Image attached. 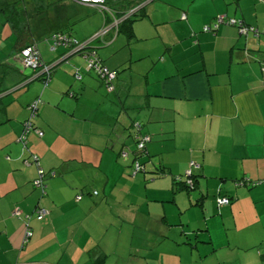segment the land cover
<instances>
[{
    "label": "crops",
    "instance_id": "obj_1",
    "mask_svg": "<svg viewBox=\"0 0 264 264\" xmlns=\"http://www.w3.org/2000/svg\"><path fill=\"white\" fill-rule=\"evenodd\" d=\"M51 1L0 0V264H264V0H143L145 15L125 37L145 26L163 50L97 54L116 72L108 90L81 54L53 67L47 86L23 80L31 71L18 69L11 10L47 64L66 48L46 37L72 24L67 4L59 23ZM217 15L258 33L225 23L204 31ZM92 21L93 33L105 24L101 14ZM108 33L104 45L118 34ZM36 98L42 135L32 130L24 142ZM131 121L151 136L134 177ZM191 162L187 192L173 176ZM38 165L45 195L32 184ZM39 207L48 211L40 220Z\"/></svg>",
    "mask_w": 264,
    "mask_h": 264
},
{
    "label": "trees",
    "instance_id": "obj_2",
    "mask_svg": "<svg viewBox=\"0 0 264 264\" xmlns=\"http://www.w3.org/2000/svg\"><path fill=\"white\" fill-rule=\"evenodd\" d=\"M143 0H123V1H118V2H107L108 6H109V10H111L113 13H114V16L115 18H121L123 17L126 13L129 12V10H131L133 7H135L138 3L142 2ZM49 5H52L53 6V9H54V14L56 16V18L58 19L59 23H62L61 20H63L65 17H66V12H67V8H66V4L61 1V0H52ZM48 8V7H47ZM97 9V8H96ZM99 11V9H97ZM15 12H17L16 10L12 11L11 10V14H13L15 16V18L13 17V20H14V29L17 33V37H18V40H17V49L19 50L18 52V56L21 57V60H23V57L21 56V50L26 48L27 46H30V45H34L35 48H36V56H37V63H41V58H40V55H39V51H38V47H37V44H36V40L34 39H30V40H27V41H24L22 40L21 38L27 36L26 35V31L27 30H23L24 28H26L25 26L23 27V24L19 21L20 19L18 18V16H16ZM101 12L102 16H103V19L105 20V24L104 26L108 25V24H111V20H113L112 18V15L109 13L108 10H104V11H99ZM145 15V10H144V6H139L136 10H134L130 15H128L127 17L125 18H122L120 20V22L117 24V26L115 27H112L111 30L107 31L105 33V35L107 36L109 33L108 32H112V34H114L115 32L116 33H119V32H122L125 34V36H127V38H133L134 37V33H133V28H132V23L143 17ZM12 17V16H11ZM61 21V22H60ZM72 26V24H68V25H62L57 27L56 29L52 30L50 32V34L46 37L47 40L50 41L51 43V46H52V42H53V39H52V36L56 33L58 34H63V35H66L72 39H75V37L71 34V29L70 27ZM103 27L100 28V30L102 29ZM25 31V32H24ZM25 33V34H24ZM104 35V36H105ZM99 40L101 42H106V40H104L105 37L103 36H98ZM97 38V37H95ZM94 38V39H95ZM112 38V37H111ZM110 39V38H109ZM77 42H83L82 40H77L75 39ZM92 40H88V43H87V47L88 48H85L83 50H81V52H79V54L81 55H87V58H90V56L94 55V57L96 58L97 62H99V64H101L102 66H105L102 62H101V59L99 57H97V51H96V47L91 43ZM19 44V45H18ZM72 45H70L71 47ZM58 47H63L66 51L70 50L71 48L70 47H67L66 45H58L56 46L55 48H58ZM54 48V49H55ZM59 57V56H57ZM56 59V58H55ZM48 64V63H47ZM46 64V65H47ZM106 67V66H105ZM30 69V73L29 75H24L23 77V80L24 79H27L31 76H33L34 78H37L39 80H41L42 83L46 84L47 86V83L48 81L50 80V77L52 75V72L54 71V68H51L50 70H48L47 72H40L41 71V68L42 67H39V66H36L35 68H32V67H27ZM25 68V65H24V61H22L19 65V70L20 72H24V74H26L27 72H25V70L27 69ZM107 68V67H106ZM108 69V68H107ZM87 70L89 71H94L95 70L92 68V69H88ZM109 70V69H108ZM109 71H112L115 73V76L110 79V80H106V78L104 79L103 77H101L100 75H98L96 72V74L98 75L99 77V81H101L106 89L108 90V87H114V78L116 77V72L113 71V70H109ZM41 73V74H38V73ZM45 86V85H44ZM115 89V87H114ZM6 89H0V94H2L3 91H5ZM1 97H0V111L3 109L4 105L3 103L1 104ZM35 104V106H33L32 104ZM41 103V100L40 98H36L34 99L33 101H31L28 105H27V108L29 109V116L27 117V119L23 122V131L21 132V134L19 135V139L23 140L24 142H26V137H27V134L30 132V131H34L36 132L37 135L41 136L42 135V131L37 128L35 125H34V122L33 120L35 119V117L37 116L38 114V107H39V104ZM1 122V120H0ZM135 121H131V123L129 124V126H131V128H133V126L136 128L135 131L137 134L134 136L135 138V148L133 149V154H134V160H133V163H132V167H131V170H130V175L132 177H134L138 172H136V174L133 176L132 175V171L134 169V163L135 161H139L138 158L144 153L145 149H146V144L148 142H150L151 140V136L147 133H139L140 131V123L137 122L134 124ZM148 136V140L144 142V145H143V148H137L138 147V143L143 139L144 136ZM33 161H35V163L39 164L38 163V158L36 156V154H33ZM140 162V161H139ZM141 166H142V170L141 171H144V166L143 164L140 162ZM40 165V164H39ZM38 165V166H39ZM195 166V163L194 162H191L190 165H189V170L188 173L189 174H182L185 176V179L183 180L184 176L182 177V175H179V176H173V182L174 184H177L179 182H184L183 183V187L186 188L187 192H190L191 190H193L195 188V185H196V178L193 177L194 175L190 172L192 170V168H194ZM39 169L43 170V168H41L40 166L38 167V171ZM166 172V169L165 167L162 165L160 170L156 173H158L159 175L161 174H165ZM38 175L35 179H33L32 181V184L34 187L38 188L41 192L42 195H45L46 194V185L44 183V177H45V174L46 172L43 170V174H42V177H41V180H40V183H35V181L37 180L38 176H39V172H37ZM51 173H54V172H51ZM251 183V182H249ZM236 184H239L238 182H236ZM182 186H174V191H177L178 189H181ZM222 198V197H218L217 198V203H218V200ZM224 198L227 199V202L224 203V204H229L230 202V198L228 196H224ZM224 204H219L218 205H224ZM45 210L46 211V214L48 213L47 209L43 208V207H39L38 210H36L35 212V217L37 218V213L39 212V210ZM45 214V215H46ZM44 215V216H45ZM31 215H26V223L28 222V217H30ZM43 216V217H44ZM40 220V219H39ZM26 231H30V227H29V223H27V226H26ZM28 239V237L25 239V242L26 240Z\"/></svg>",
    "mask_w": 264,
    "mask_h": 264
},
{
    "label": "built area",
    "instance_id": "obj_3",
    "mask_svg": "<svg viewBox=\"0 0 264 264\" xmlns=\"http://www.w3.org/2000/svg\"><path fill=\"white\" fill-rule=\"evenodd\" d=\"M81 4H85V5H90V6H94L97 9H99V11H104V10H108L109 13L112 15L113 20H111V24H108L106 26H103V28L101 30L98 31V33L95 35V37L98 36H103L105 35V33L107 31H109V29H111L112 27L117 26V24L120 22V20L122 18L127 17L128 15H130L134 10H136L139 6H142L143 2L138 3L135 7H133L131 10H129L128 13H126L123 17L121 18H115L114 13L109 10V6L107 5V2H118V1H123V0H75ZM230 24V25H237L238 27H240L239 31L243 32V33H247L249 31H252L255 33H258L257 30H254L251 27H247L245 25H243V22H241L240 20H237L235 18H227L224 15H217L214 20L213 23L211 25H205L203 27L204 31H214L218 28V26L220 24ZM53 42H52V47L55 48L58 45H66L67 47H70V45H72L70 48H76L80 45H82V43L84 42H77L75 39H72L66 35L63 34H54L52 36ZM88 42V41H86ZM21 56L23 57V61H24V65L27 67H32L35 68L36 66L39 65V63H37V56H36V48L34 45H30L27 46L26 48L21 50ZM85 56V55H84ZM87 58V55H86ZM88 60V69H94L95 72L100 75L101 77H103L104 79L106 78V80H110L115 76V73L112 71H109L105 66H102L101 64H99V62H97L96 58L94 57V55L90 56V58H87ZM41 71L44 70L46 68V65L41 66ZM111 88V87H109ZM33 106H35V104H32ZM149 138L148 136H144L143 139L138 143V147L137 148H143L144 142L147 141ZM142 170V166L140 164L139 161H135L134 163V169L132 171V175L134 176L136 174V172ZM39 176L37 178V180L35 181V183H40L41 177H42V172L43 170L39 169ZM96 193V192H94ZM227 202V199L222 197L218 200L219 204H224ZM46 214V211L41 209L39 210V212L37 213V219H42L43 216ZM30 235V231H26V238L29 237Z\"/></svg>",
    "mask_w": 264,
    "mask_h": 264
},
{
    "label": "rangeland",
    "instance_id": "obj_4",
    "mask_svg": "<svg viewBox=\"0 0 264 264\" xmlns=\"http://www.w3.org/2000/svg\"><path fill=\"white\" fill-rule=\"evenodd\" d=\"M37 1H41V0H37ZM63 1L68 6V16L71 17L70 22H72V25H73V36L76 37L78 40H81L84 37H89L90 35H92L88 39L92 40L91 43L96 47V51H97L98 56L102 57V58L105 57L104 58L105 60L115 58L116 56L124 57V55L129 54V52L131 50L134 51V49H136L138 47H141L143 50L144 49H150L154 53L159 51V50H163V48L161 49L160 48L161 46L158 45L154 41L155 39H157L160 43H162L160 36L158 35L155 39L151 38L153 36V32H149L147 27H145V26L142 27L141 29L136 26V30H137L139 40L135 39L133 41H129L128 39H126L124 33L119 32L114 37L113 41L110 44L104 45L105 43L101 42L98 39L99 37L95 38V35L98 32L93 33L94 30L96 29L95 28L93 30L96 23L92 20L96 16H100L101 12L96 11V10H91V9H89L83 5L76 3L74 0H63ZM164 2H166V1H164ZM101 17H102V14H101ZM43 42H44L43 40H40V41H38V44H41ZM81 56L84 58L83 55H81ZM61 64H67V63L64 61ZM87 68H88V60L85 59V69H87ZM27 69L30 70L29 68H27ZM92 73L94 75H96V73L94 71ZM42 86H44V83H42ZM105 98L106 97H104V99ZM104 99H103V102H105ZM131 116H133L132 113H131ZM127 118H128L127 120L129 121V116H127ZM128 121L122 123V124H124V126L127 130L129 129V127L127 126ZM251 220L253 222V219H251ZM256 224H257V222H256ZM251 225H253V223Z\"/></svg>",
    "mask_w": 264,
    "mask_h": 264
},
{
    "label": "water",
    "instance_id": "obj_5",
    "mask_svg": "<svg viewBox=\"0 0 264 264\" xmlns=\"http://www.w3.org/2000/svg\"><path fill=\"white\" fill-rule=\"evenodd\" d=\"M142 5H143V3H142ZM87 43L88 42H84V43H82V45H80V46H78L76 48L70 49V50L66 51L65 53H62L53 62L48 63L47 65L45 63L41 62L38 66L41 67V66L46 65V68L44 70L40 71V72L41 73L42 72H47L51 68H53V67L63 63L64 61H66L70 56H72L74 54H79V52H81V50H83L85 48H88L87 47ZM25 68H27V66H25ZM40 72L38 74H41ZM79 77H80V75L78 77L76 76V78H79Z\"/></svg>",
    "mask_w": 264,
    "mask_h": 264
}]
</instances>
